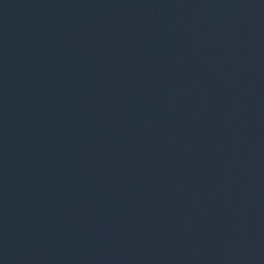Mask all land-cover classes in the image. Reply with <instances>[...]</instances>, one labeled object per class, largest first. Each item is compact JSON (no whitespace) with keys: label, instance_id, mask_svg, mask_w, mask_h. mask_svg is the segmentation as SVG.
<instances>
[{"label":"water","instance_id":"water-1","mask_svg":"<svg viewBox=\"0 0 264 264\" xmlns=\"http://www.w3.org/2000/svg\"><path fill=\"white\" fill-rule=\"evenodd\" d=\"M0 264H264V0H0Z\"/></svg>","mask_w":264,"mask_h":264}]
</instances>
